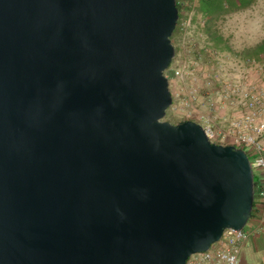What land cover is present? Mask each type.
I'll return each mask as SVG.
<instances>
[{
	"label": "water",
	"instance_id": "obj_1",
	"mask_svg": "<svg viewBox=\"0 0 264 264\" xmlns=\"http://www.w3.org/2000/svg\"><path fill=\"white\" fill-rule=\"evenodd\" d=\"M177 0H0V264H187L253 218L248 154L165 119Z\"/></svg>",
	"mask_w": 264,
	"mask_h": 264
},
{
	"label": "built area",
	"instance_id": "obj_2",
	"mask_svg": "<svg viewBox=\"0 0 264 264\" xmlns=\"http://www.w3.org/2000/svg\"><path fill=\"white\" fill-rule=\"evenodd\" d=\"M191 23L192 17L188 19V26ZM211 53L218 56L217 52ZM247 64L256 66L252 62ZM239 66L237 80L223 79L208 66L202 72L198 61L190 62L186 57L172 70L177 82L172 106L175 114L201 124L212 142L235 146L252 157L257 188L258 207L250 221L257 226L256 231L228 230L209 252L191 257L187 264H240L243 249L252 234L264 227V92L244 74L242 65ZM226 102H233L244 110L228 122V129L222 126L219 117V108Z\"/></svg>",
	"mask_w": 264,
	"mask_h": 264
},
{
	"label": "rangeland",
	"instance_id": "obj_3",
	"mask_svg": "<svg viewBox=\"0 0 264 264\" xmlns=\"http://www.w3.org/2000/svg\"><path fill=\"white\" fill-rule=\"evenodd\" d=\"M183 2L185 7H188L187 1ZM183 16L184 19L181 25L182 34L176 38L175 44L173 43L176 48V57L171 66L172 70L179 65L181 58L186 57L190 62L198 61L202 72L206 68L205 66H208L219 72L223 79L237 80L240 75L239 65H242L244 74L251 79L254 75L259 74L264 79V68H261L259 65L248 66L240 56L245 49L254 47L264 40V0H259L257 5L248 11L233 14L220 22L219 33L224 40L223 45L229 47V49L225 51L215 50L214 52L218 54L216 57L207 49L208 47L213 49V43L207 42L206 36L200 30V25L204 27L206 21L199 19L196 24L194 20L196 16L195 11L184 10ZM190 17H192V23L188 26V19ZM220 65L222 69H220ZM166 76L170 80V88L172 94H174L177 82L172 78L170 72L166 73ZM181 119L182 117L177 116L173 108H171L165 121L178 125ZM256 227L252 222H249L246 231L250 229L256 231ZM254 235L255 233L252 234V236ZM244 253L247 260L253 264H264V251L253 252L247 249Z\"/></svg>",
	"mask_w": 264,
	"mask_h": 264
},
{
	"label": "trees",
	"instance_id": "obj_4",
	"mask_svg": "<svg viewBox=\"0 0 264 264\" xmlns=\"http://www.w3.org/2000/svg\"><path fill=\"white\" fill-rule=\"evenodd\" d=\"M183 1L185 0H177L180 20L172 38L173 43L175 44L176 38L182 34L181 25L182 20L184 19L183 11H195L196 16L194 20L196 24L198 23L199 19H204L206 21L204 27L200 25V30L203 32V35L206 36V41L213 43V49H210L209 47L207 48L209 49V52H212L215 50L225 51L226 49H229V47L223 45L224 40L219 33L220 22L224 21L228 16L233 14L248 11L253 6L257 5L259 0H186L188 7H185ZM240 56L246 64L247 62H252L256 65H259L261 68H264V40L254 47L245 49ZM169 72L173 78L172 67L168 70L167 74ZM184 121L191 120L181 119L179 123ZM250 160L253 161L252 157H250ZM256 197L257 195L255 196L253 217H255L258 207Z\"/></svg>",
	"mask_w": 264,
	"mask_h": 264
},
{
	"label": "crops",
	"instance_id": "obj_5",
	"mask_svg": "<svg viewBox=\"0 0 264 264\" xmlns=\"http://www.w3.org/2000/svg\"><path fill=\"white\" fill-rule=\"evenodd\" d=\"M251 82L254 83L256 87H258L264 92V79L261 77L260 74L254 75V77L251 79ZM243 111L244 110L239 105L233 102H226L222 104L219 108V117L222 122V126L225 129H228V122L232 119L239 117L243 113ZM247 249H250L253 252L264 251V227L260 232L252 236L249 242L245 245L240 258V264H253L252 262L248 261L245 256L246 254L244 252Z\"/></svg>",
	"mask_w": 264,
	"mask_h": 264
}]
</instances>
